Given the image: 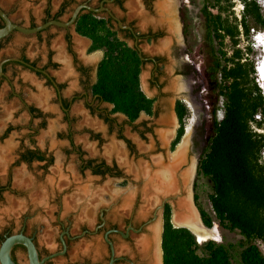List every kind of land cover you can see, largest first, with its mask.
Wrapping results in <instances>:
<instances>
[{"label": "rangeland", "instance_id": "374dc122", "mask_svg": "<svg viewBox=\"0 0 264 264\" xmlns=\"http://www.w3.org/2000/svg\"><path fill=\"white\" fill-rule=\"evenodd\" d=\"M63 1L0 0V9L7 13L13 23L27 28L31 23L40 24L47 13L58 14ZM81 1L76 0V2ZM98 1L91 0L92 4H97ZM249 1L255 2L260 8L261 14L264 15V0ZM158 3L173 5V16L168 17L170 15L165 16V14V17L163 15L161 17V13L158 12ZM74 7L75 3H69L59 14L60 20H67ZM110 8L117 17L132 20L139 30H144L149 25L166 26L164 38L166 40H170L172 37L179 39V8L180 11L183 8L187 9L194 33L196 32L195 26L201 24L196 0H152L151 12L143 10L144 6L141 0H122V9L113 5ZM242 10L243 3L240 0H230L229 3L223 5L221 19L224 28L229 33L221 30L217 37H214L215 54L222 67L226 70L234 69L242 75L237 81L239 87L245 92L255 91L256 95L262 97L264 103V90L256 72V67L263 56L259 45L264 46V32L260 29L250 30L248 36L244 35L239 25ZM212 12L217 13L215 9ZM99 17L106 16L100 15ZM170 19L173 20L175 27L173 33L169 32L167 25ZM69 33L71 49L77 56V64L90 68V82H93L95 68L102 58V51L88 53L89 40L79 37L73 28L69 30ZM64 34V30L55 27L43 31L39 38L35 35L25 36L13 32L10 38L2 43L0 58L25 55L29 60L42 66L46 64L47 56L50 53L53 62L58 64L57 68L50 69L51 74L59 82H65L64 95L81 93L82 87L78 84L79 76L72 67V61L67 53L66 42L63 38ZM197 37L200 40V35ZM255 39L258 43L255 42ZM128 44L132 46V43ZM198 44L199 42L194 44L193 48L196 53L192 62L201 70L200 75L206 80V90L199 92V88L196 87L197 104L193 106L192 103H189L192 106L184 133L172 148H170V143L175 138L176 130V122L171 120L173 101L176 98L174 86L172 88L170 85L173 81L172 78H168L169 80L162 90L163 95L155 103L157 111L155 117L143 113L132 125H129L122 114L111 113L110 117L114 122L107 126L102 119L98 118L97 113H90L84 100L74 102L70 107L68 119H65L59 105L54 101L51 89L43 87V80L36 79L27 70L13 65L17 72L13 78V86L15 92L20 96L19 100L11 98L7 95L8 93L3 92L2 89L6 87V84H0V188H2L0 192V244L6 231L14 233L24 226L26 234L33 237L41 256L52 254L58 247L60 225H63L69 233L64 238L68 241L67 252L64 256L51 258L45 264H74L81 261L92 264L105 263L107 248L103 242V233H89L93 232L100 212H104L103 219L107 221V225L116 222L120 230L124 227L123 221L131 220L139 225L151 217L152 212L160 203V198L144 200L141 193L142 183L135 176L138 163H150L151 159L156 156L167 155L170 158L180 149L188 128H190L189 143H187L189 149L193 152V146L204 139L206 140V149L211 135L213 107L210 102L217 98L219 92L222 94L218 97L216 104V117L218 120L221 119L226 94H228L232 83L231 79H225L222 74H218L216 80L220 85V90L218 89L216 93L212 94L209 87H213L214 82L207 74H204L208 69V58L202 48L201 52L196 49ZM140 48L151 55L156 49L153 45L145 43L141 44ZM171 66L172 60L168 59L167 69L169 70ZM10 70L8 74H10ZM148 71L149 65L141 75L142 89L151 96L147 90L146 82ZM183 85L186 86V84L177 82L175 87L184 89ZM22 99L27 104H33L39 108L43 117L29 118L27 110L19 102ZM102 108H107L109 111L112 109L111 106L105 104L102 105ZM162 119L169 120L170 124L160 123ZM262 120L260 114L255 115L249 126L253 132L264 137V124L259 125ZM145 126L149 128V131L145 130ZM7 128L10 129L9 132L2 135ZM118 130H121L122 135L132 143L130 149L122 140L117 139ZM161 132L165 133V146L159 140ZM91 133L99 135V139L90 137ZM69 135L71 138H67ZM70 141L81 148L85 157L101 159L108 164L115 163L119 168L120 176L101 179L91 176L88 171L80 174L78 171L79 159L70 152ZM25 147L39 148L41 151L52 154L53 164L43 170L36 162L32 163L30 167L22 162L18 163L19 153ZM118 151L122 153L120 154ZM189 161L188 166L182 171L187 170L189 176L193 177L195 175L193 154L189 156ZM261 161L264 162V152ZM194 194L193 200L192 192L188 191L187 195L190 196L192 202L190 207L193 206L192 209L197 210V214H200V208L211 214L210 189L198 171ZM127 196H131L132 200L126 204L124 201ZM169 203L173 207L172 202ZM157 213L156 222L147 223L140 234H131L130 241L124 242L121 238L113 236L116 256L125 258V262L119 264H140L142 262L138 252L133 248L135 246L137 248L138 240L151 238L152 234L149 232L151 227H156V237L158 235L161 240L160 208ZM170 214L172 224L176 225L173 222L174 211H170ZM212 228L217 233L218 238L214 240L216 242L232 244L238 240L235 233L230 234L220 230L217 224H214ZM84 230L87 232L83 233ZM255 243L264 255V245L258 240ZM156 245L152 246V251L157 253L156 256L162 264V253L159 256L158 244ZM12 254L17 264H28L25 252L18 245L14 246Z\"/></svg>", "mask_w": 264, "mask_h": 264}, {"label": "trees", "instance_id": "16d2710c", "mask_svg": "<svg viewBox=\"0 0 264 264\" xmlns=\"http://www.w3.org/2000/svg\"><path fill=\"white\" fill-rule=\"evenodd\" d=\"M243 10L239 25L243 34L248 36L250 30L264 32V15L253 1L240 0ZM230 0H196L199 7L201 24L193 32L192 22L186 8L180 11L185 23V34L189 39L191 51L196 49L208 58L207 74L213 87L212 94L220 90L218 74L232 83L221 119H217V100L212 105L211 135L198 164L201 175L210 189L209 201L211 214L200 208L203 225L211 229L214 224L220 230L235 233L238 240L225 244L214 240L197 242L194 234L186 229L175 227L171 222L170 208L166 206L163 214L161 232V253L163 264H264V255L255 241L264 245V137L250 129L249 123L255 115L260 114L264 124V107L262 97L255 91L245 92L237 81L242 77L233 70H226L219 62L213 45L214 37L221 30L229 33L223 26L221 13L223 5ZM216 10L214 14L212 10ZM3 22L0 18V28ZM78 35L91 41L89 53L102 51L103 57L97 68L96 82L92 94L103 102L112 105L111 113L122 114L129 125L140 114H151L152 100L140 90L139 74L141 60L137 50L120 40L117 32L107 26L106 21L92 13L81 14L75 24ZM200 35V40L198 39ZM198 39V41H197ZM257 90V88H255ZM177 114L181 128L175 144L183 135L189 111L183 103H178ZM98 117L109 125L113 119L105 114ZM96 137H99L98 135ZM123 139V138H122ZM130 146V142L125 140ZM25 160H42L29 153ZM95 173H103L96 170Z\"/></svg>", "mask_w": 264, "mask_h": 264}, {"label": "flooded vegetation", "instance_id": "af4514ba", "mask_svg": "<svg viewBox=\"0 0 264 264\" xmlns=\"http://www.w3.org/2000/svg\"><path fill=\"white\" fill-rule=\"evenodd\" d=\"M109 1H111V2L109 3ZM141 2H142V5L144 6L143 10L151 12L150 4H151L152 0H141ZM69 3H75V7L72 9V12L79 5H87V6L92 7L93 9L100 10L99 12H92V11H89L87 9H82L79 16L81 14L92 13L96 17L105 20L107 26L111 27L114 31L117 32V36L120 40L124 41L127 44V46L137 50L139 57H140V60L142 62L140 74H139L140 90L146 95L147 98H149L153 101L152 102V112H151V114H146V115L153 116V117H155L157 115V111L155 110V105H156L155 103H157V101H159V99L163 95L162 90H163L165 84H167V81L169 80L168 78H172V80H174V79L176 80L175 86L177 85V82H178V84L179 83L186 84L187 89H186V86L183 85L185 87L184 88L185 90L181 89L179 87H175V86L173 89L175 92L174 95L176 98L173 101V106H172L173 115H172L171 120H172V122H174V121L176 122V130L174 132L175 138L170 143V148H172L175 145L176 138H177L178 133H179L180 128H181L180 119H179L178 114H177L178 103H183L186 106V108L188 109L189 116L186 119V121H187L190 117V110H191V106H192V105L190 106L189 103L190 104L192 103L193 106H195L197 104L196 87L199 88L198 89L199 92L206 90V80L200 75L201 70L196 66L195 63L192 62L194 59V54L196 52H195L194 48H193V51H191L189 39L186 37V34H185V23L181 19V16H180V10H179L180 8L178 9V16L180 19V29H179L180 31L178 34V37H179L178 40H177V38L174 39L173 37L170 40L164 39L166 26L162 27V26L158 25L157 27H154L152 25H149L144 30H139L135 27L134 22L132 20H126L124 18L117 17L112 12L110 6L113 5V6L118 7L119 9H122V0H99L97 2V4H92L91 0H82L81 2H76V0H64L62 2V4L60 5V12L58 14H55V15H51L50 13H47L46 17H44L42 19L40 24H44L50 20L62 21V20H60L59 14L64 10V8ZM72 12H71V14H72ZM71 14H70V16H71ZM100 15H105L106 17H99ZM70 16L67 20L62 21V22H68L70 20ZM40 24H38V25H40ZM75 24H76V22H75ZM75 24L73 26L65 27V28L50 26L43 31H46V30L50 29L51 27H55V28L62 29L65 31L63 38L66 42L67 53H68V55L72 61V67H73L75 73H77L79 76L78 84L80 87H82L81 93H72L69 96L64 95L63 90H64L65 85H66L65 82H62V81L59 82L57 80V78L51 74L50 69L51 68H53V69L57 68L58 64L53 62V60L51 59L50 53L47 56L46 64L42 65V66H39L34 61L29 60L27 57H25V55H23V56L18 55L16 57L0 58V63L4 60L10 59V58H17L19 60H23L26 64L30 65V66H27V65L21 64V63L16 62V61H7V62L3 63L2 66L0 67V73H2V75L0 76V84L5 83L6 86L9 88V91L6 92V93H8L7 94L8 96H10L11 98H16L17 100H19L20 96L18 95V93L15 92V88L13 86V78H14V76L17 75V72H16L15 68L13 67V65H18L22 69L27 70L29 72V74H33V76L36 79H39V80L42 79L43 80L42 85L44 88L51 89V91L53 92L54 101L59 105L65 119H68V117H69V110H70L71 105L78 100H84L85 101L84 102L85 106L88 108V110L90 111L91 114L92 113H97V115L105 114L106 116L110 117L111 110L109 111L107 108H102V105L105 104V105H108L111 107H112V105L103 102L101 99H97V97L92 94V90H91L93 85L96 82L97 68H98L99 62L101 61L102 58L100 59V61L96 65L95 79L93 82H90V80H91V78H90L91 75H90V71H89L90 68L85 67V66L80 65V64H77L78 63L77 56L73 53V51L71 49V36H70L69 30L71 28H73L74 32L76 33ZM38 25L31 23L28 28H32V27H35ZM43 31H40V32L33 34V35H35L36 37L39 38L40 34ZM11 34L9 36H7L5 39L0 41V48L2 46V43L10 38ZM25 36H31V35H25ZM78 36L82 37L80 35H78ZM82 38H85V37H82ZM89 42H90V44L87 48L88 53H89L88 49L91 45L90 40H89ZM128 43H132V46H130ZM143 43H145L147 45H153L156 48L154 53H152V55L147 54L141 50L140 45ZM98 51H100V50H98ZM94 52H96V51H94ZM91 53H93V52H91ZM102 57H103V52H102ZM168 59L172 60V66L169 68V70L167 69ZM147 65H149V71L147 74V81H146L147 82V90L151 96L147 95L142 89L141 75H142V73H143V71ZM10 66H12V68H10ZM9 70H10V74H8ZM204 74L206 75L207 73L204 72ZM208 76L210 77V75H208ZM196 80L198 83L197 82L195 83ZM19 102L22 103L25 110H27L29 118L37 119V118L43 117L42 112L39 110V108H36L35 105L27 104L24 101V99L20 100ZM94 104L96 105L95 107L93 106ZM157 107H158V105H157ZM103 123L106 124L107 126H109V124L106 123L104 120H103ZM143 124L145 125L146 123H143ZM9 130L10 129L7 128L3 132L2 135H6L9 132ZM145 130L149 131V128H146V126H145ZM96 136H97V134H94V133H91V135H90V137H93L95 139H99L100 136L99 135H98L99 137H96ZM67 138H71V135L67 136ZM117 139L122 140L128 149H130L132 147V143L122 135L121 130H118ZM125 140L130 142V146L125 142ZM69 143H70V147H71L70 152L75 154L79 159L78 171L80 172V174H84L85 171H88L91 176H97V177H100L101 179H104L106 177L107 178H118L120 176L119 168L115 163L108 164L107 162H105L104 160H101V159L85 157L84 153L82 152L80 147L75 146L72 141H70ZM205 145H206V140L204 139V141H201L196 146L195 145L193 146V152L191 149L188 148L186 163L184 165L180 166L179 173H181V171L186 166H188V164L190 163L189 156L191 154H193L194 163L196 165V168H194L195 175L193 177H191V176L189 177V174H188V177L186 180V185L182 186V187L180 186L178 191H176L174 194L159 196L160 203L156 206V209L152 212L151 217L149 219H147L145 222H143L142 224L137 225V223H133L131 220L123 221L122 224L124 225V227L122 230H120L119 226L116 222L110 223L109 225H107V221L105 219H103L104 212L103 211L100 212V215L98 216V221L94 227L93 232H89L92 234H99L101 232L103 233V242L107 248V257L105 259V261H106L105 263L99 262L98 264H109V262L112 259L114 260L112 264H119L121 262H123V263L125 262L124 257L116 256V254H115L113 236H117V237L121 238L124 242H128V241H130L131 234H136V235L140 234L144 230L147 223L156 222V220L158 219V213L157 212H158L159 208H160V212H161L160 213V220L162 221V225H163V214H164V210H165L166 206H168L170 208V211H174L173 207L169 203L170 201L174 202L175 200H177L181 197H184L186 199L187 198L186 196H188L187 195L188 191L192 192V197L194 200L196 173L198 170L199 160H200V158H201V156L205 150ZM29 153H33L35 155V157L41 156V157H43V159L42 160L32 159L30 161L25 160L24 157L27 156ZM20 162L27 165V167H30L32 163L36 162V163L40 164V166L42 167L43 170H46L47 166H50L53 164V156H52V154L48 153L47 151H41L39 148L25 147L19 153L18 163H20ZM96 170L103 171V173H95ZM1 189L2 188H0V192H1ZM153 230H157L155 226L151 227V230H149L150 234H152L151 238L153 236ZM84 232L86 233L87 231L84 230L83 233ZM20 233L31 238L34 245L36 246V243H35L33 237L26 234L24 226L21 227L17 232H14V233L10 232V231H6L2 237V241L7 236H10L13 234H20ZM68 234L69 233L66 230V228H64L63 225H60V236L58 237V241H57L58 247L56 249V252H54V253L62 252L63 251V243H64L66 246V250H65V253L63 255H60V256H64L66 254L67 249H68V241L64 238ZM106 238L109 239V241H111L112 246H110L106 242V240H105ZM153 244H154L153 242H151V244H150V251L149 252L151 255H153V253H154V251H152V246H155V244L154 245ZM18 246L25 252V255H26L25 248L21 245H18ZM111 247H112V249H111ZM135 248H136V246L133 248L134 251L138 252V249L137 248L135 249ZM36 249H37V246H36ZM37 252H38L39 260L54 254V253H52V254H48L45 256H41L38 249H37ZM11 255H12V259L17 264V261H16L14 255L13 254H11ZM138 255L140 256L139 252H138ZM26 258H27V256H26ZM51 258H53V257H51ZM51 258H49L46 262H48ZM142 262H143V260H142ZM142 262L140 264H143ZM77 263H89V262L81 261V262H76L74 264H77Z\"/></svg>", "mask_w": 264, "mask_h": 264}, {"label": "bare ground", "instance_id": "6f19581e", "mask_svg": "<svg viewBox=\"0 0 264 264\" xmlns=\"http://www.w3.org/2000/svg\"><path fill=\"white\" fill-rule=\"evenodd\" d=\"M158 12L161 13V17L162 15L163 17L170 15L168 17H171L173 16V5L168 6V5L159 4ZM167 25L169 32L173 33L174 32L173 30H175L173 20L170 19L169 22H167ZM260 43L261 42L259 41V44ZM259 47L261 48L263 53L262 56L263 60L262 58L260 59V62L256 67V72H257L258 80L261 83V87L264 90V51H263L264 46L260 44ZM175 83L176 80H173L171 82L170 85L172 86V88L173 86H175ZM162 122L166 124H170V121L167 119H162L160 123ZM189 134H190V128L186 130V134L184 140L180 145V149L176 153H174L170 158H168L167 155L156 156L151 159L150 163H146V164L138 163L135 169V176L137 180L142 182L141 193L145 198L144 200H151L156 198L158 199L159 196L174 194L176 191H178L180 186L182 187L186 185V180L189 172L186 170V171H181V173H179V168L180 166L186 163V157L189 148V146L187 145V143H189L188 142ZM159 140L162 142V145L165 146L166 144L165 133L162 132L160 133ZM118 153L121 154L122 152L118 151ZM186 197H187L186 199L184 197H181L173 202V208H174L173 222L177 226L187 227L193 233H195L200 240L202 239L205 240L208 238L217 239L218 237L216 230L214 228L210 230H206L202 226L198 214L196 213V211H194V209H192L193 206L192 208L190 207V204H192V202L190 201V196L188 195ZM131 200H132L131 196L129 197L127 196L124 202L127 204L131 202ZM151 242H153L155 246H157L156 244H158L159 249L157 250L159 251L158 252L159 256L161 254L160 239L158 235L156 237V230H153V236L151 239L138 240L136 243L138 252L141 256V259L143 260L142 263L160 264L159 258L158 256H156L157 253L154 252L153 255H151L149 252Z\"/></svg>", "mask_w": 264, "mask_h": 264}, {"label": "water", "instance_id": "95a60500", "mask_svg": "<svg viewBox=\"0 0 264 264\" xmlns=\"http://www.w3.org/2000/svg\"><path fill=\"white\" fill-rule=\"evenodd\" d=\"M110 2L111 1H109V3ZM82 9H87V10L92 11V12H99L100 11V10L93 9L92 7L87 6V5H79L73 10V12H72V14L70 16V20L68 22H62V21H58V20H50V21H48V22H46L44 24H40V25L32 27V28H28V27L26 28V27H23L21 25L13 23L10 20L9 16L7 15V13L4 12L2 9H0V18H1L2 22H3V27L0 28V41L5 39L7 36H9L13 32H18V33H20L22 35H33V34H36V33L40 32V31L45 30L46 28H48L50 26L63 27V28L73 26L75 24V22H76V20H77V18H78V16H79V14H80ZM262 60H263V58H262ZM7 61H16V62H19L21 64L30 66L29 64H26L23 60H19L17 58H10V59L2 61L0 63V67L2 66L3 63H5ZM1 75H2V73H0V76ZM195 168H196V165H195ZM172 204H173V201H172ZM173 210H174V208H173ZM198 215H199V218H200L202 226L206 230H210L209 228H206L203 225L202 220H201V216H200L199 213H198ZM174 226L188 229L185 226H176V225H174ZM188 230H190V229H188ZM193 234L196 237L197 242H199V243L203 242V241H206V240H215V239H212V238H208V239H205V240H203V239L200 240L196 236L195 233H193ZM105 240L110 246H112V243H111V241H109V239L106 238ZM160 242H161V240H160ZM15 245H21V246H23L25 248L28 264H44L51 257L63 255L65 253V250H66V246L63 243V251L62 252L54 253V254H52V255H50L48 257H45V258L39 260L38 252H37L36 246L34 245L32 239L27 237L26 235H24L22 233L13 234V235L5 237V239L0 244V264H16V262L12 259V255H11L12 254V249L14 248ZM160 245H161V243H160ZM111 249H112V247H111ZM113 261L114 260L112 259L109 262V264H112ZM77 264H92V263H77Z\"/></svg>", "mask_w": 264, "mask_h": 264}, {"label": "crops", "instance_id": "0c3cea01", "mask_svg": "<svg viewBox=\"0 0 264 264\" xmlns=\"http://www.w3.org/2000/svg\"><path fill=\"white\" fill-rule=\"evenodd\" d=\"M2 91L3 92L5 91V93H6L8 91V87L7 86L5 88L3 87Z\"/></svg>", "mask_w": 264, "mask_h": 264}]
</instances>
